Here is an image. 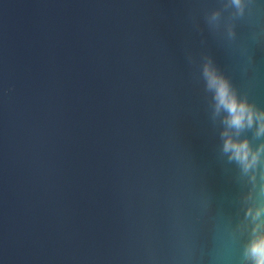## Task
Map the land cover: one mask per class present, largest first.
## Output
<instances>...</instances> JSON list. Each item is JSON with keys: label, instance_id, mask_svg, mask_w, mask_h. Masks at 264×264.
Segmentation results:
<instances>
[{"label": "water", "instance_id": "water-1", "mask_svg": "<svg viewBox=\"0 0 264 264\" xmlns=\"http://www.w3.org/2000/svg\"><path fill=\"white\" fill-rule=\"evenodd\" d=\"M206 65L264 112V0H0V264H252Z\"/></svg>", "mask_w": 264, "mask_h": 264}, {"label": "clouds", "instance_id": "clouds-1", "mask_svg": "<svg viewBox=\"0 0 264 264\" xmlns=\"http://www.w3.org/2000/svg\"><path fill=\"white\" fill-rule=\"evenodd\" d=\"M203 75L207 89L213 93L215 111L226 113L223 123L228 129L239 132L255 124L256 134L264 135V112H258L246 101L240 100L229 82L211 66H205ZM222 136L225 137L223 151L230 153V159L236 160L244 171L257 164L260 152L264 151V145L253 151L247 139H233L227 130ZM248 215L255 223L252 238L245 248V255L251 259L252 264H264V207L258 208L254 213L249 209Z\"/></svg>", "mask_w": 264, "mask_h": 264}]
</instances>
